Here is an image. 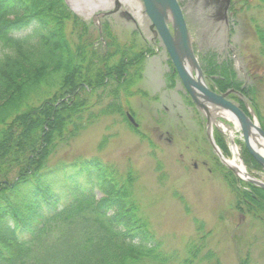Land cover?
Here are the masks:
<instances>
[{
	"label": "trees",
	"instance_id": "obj_1",
	"mask_svg": "<svg viewBox=\"0 0 264 264\" xmlns=\"http://www.w3.org/2000/svg\"><path fill=\"white\" fill-rule=\"evenodd\" d=\"M100 33L107 44L102 51L93 46L101 43L96 27L65 0H0V264H211L210 258L219 264L212 252L196 259L203 252L198 246L187 245L178 260L161 250L131 200L130 180L120 183L100 160L71 163L57 177L60 167L43 168L61 140L83 129V113L94 106L88 100L97 105L100 91L114 100L126 95L140 79L129 74H141L144 54L152 52L144 44L139 50L122 45L104 21ZM257 36L264 59V29ZM211 57L207 84L243 95L237 104L245 112V102L257 107L255 88L237 78L230 54ZM214 139L225 155L217 132ZM221 171L235 209L264 222V190ZM238 264H250L249 257Z\"/></svg>",
	"mask_w": 264,
	"mask_h": 264
},
{
	"label": "rangeland",
	"instance_id": "obj_2",
	"mask_svg": "<svg viewBox=\"0 0 264 264\" xmlns=\"http://www.w3.org/2000/svg\"><path fill=\"white\" fill-rule=\"evenodd\" d=\"M65 1L84 21L116 10L115 3L119 2L116 14L104 19L112 35L127 48L139 50L137 47L144 44V49L152 52L144 54L141 74L134 69L129 74L131 80L140 79L126 95L114 100L100 91L97 105L95 98L88 100L89 106H94L83 113V129L67 141L61 140L43 168L60 167L57 177L71 163L96 158L110 167L120 183L129 179L130 197L141 218L161 250L167 255L174 253L177 260L184 259L185 248L190 245L203 248L196 259L212 252L219 264H238L245 256L250 264H264V222L235 209L234 193L222 177L221 168L225 166L206 139V121L187 106L179 81L165 74L171 70L168 56L155 40L156 33L150 28L142 2ZM177 1L198 64L204 69L208 58L215 60L212 54H230L237 78L255 88L258 106L245 102L246 114L258 126L261 122L264 125V59L257 36V30L264 29V7L257 0H230L228 8L227 0ZM112 102L113 109L106 110ZM127 114L137 128H133ZM215 117L212 127L227 149L222 155L232 159L229 138L217 127L221 123L234 136L245 170L264 181V170H253L245 160L239 128L223 117ZM246 154L249 156L247 151ZM99 197L97 193L95 198ZM209 261L212 264L211 258Z\"/></svg>",
	"mask_w": 264,
	"mask_h": 264
},
{
	"label": "water",
	"instance_id": "obj_3",
	"mask_svg": "<svg viewBox=\"0 0 264 264\" xmlns=\"http://www.w3.org/2000/svg\"><path fill=\"white\" fill-rule=\"evenodd\" d=\"M143 4V12L151 22V29L159 36L161 43L169 55L171 64L174 66L176 74L179 76L185 92L191 98L194 106L206 118V138L214 150L218 160L227 169L232 171L239 180L248 182L255 187L264 190V182L252 177L245 171V179L240 178L227 164L221 151L217 148L213 139V128L210 124V109L228 114L232 120L228 122L235 123L241 131L244 148L252 159L264 170V155L260 152L261 146L257 139H261L264 144V131L257 125L255 120H251L234 105L227 101L228 93L216 94L211 91L203 81V74L194 53L192 52L189 32L187 31L186 21H184L182 10H180L177 0H140ZM229 0L226 1V6ZM119 6V2H116ZM187 63L191 64L192 72L188 71ZM195 76H193V75ZM129 121L136 126L128 115ZM259 147V148H258Z\"/></svg>",
	"mask_w": 264,
	"mask_h": 264
},
{
	"label": "bare ground",
	"instance_id": "obj_4",
	"mask_svg": "<svg viewBox=\"0 0 264 264\" xmlns=\"http://www.w3.org/2000/svg\"><path fill=\"white\" fill-rule=\"evenodd\" d=\"M67 4V3H66ZM71 8V7H70ZM71 10L73 12L76 11L75 8H71ZM187 68L188 71L192 72V66L191 64L187 63ZM215 116H220L223 117L225 121L232 120L231 117L228 116V114L224 113V112H218L215 109H210V124L213 125L215 123ZM218 128H222V132L227 136V138H229V143H230V149L232 152V159L227 161L228 166L236 172V174L240 177L245 179V169L243 168L242 164H241V160L239 159V149H237V146L235 144V139L233 138L234 136L232 135V133L225 128V125L223 123H221L220 125L217 126ZM259 142V144L262 146L261 140H257ZM262 154H264L262 151H260Z\"/></svg>",
	"mask_w": 264,
	"mask_h": 264
},
{
	"label": "flooded vegetation",
	"instance_id": "obj_5",
	"mask_svg": "<svg viewBox=\"0 0 264 264\" xmlns=\"http://www.w3.org/2000/svg\"><path fill=\"white\" fill-rule=\"evenodd\" d=\"M169 66H170V65H169ZM203 70H204V69H203ZM204 72H205V71H204ZM168 73H170V74L172 75V74H174V71H173L172 69H171V70H170V69H169V70H166V71H165V74H168ZM176 79H177V77H176ZM176 79H175V80H176ZM208 82H211L210 84H212V81H211L209 78H208Z\"/></svg>",
	"mask_w": 264,
	"mask_h": 264
}]
</instances>
